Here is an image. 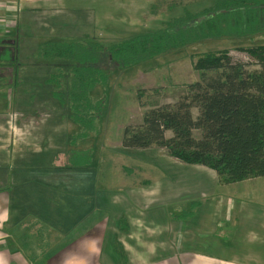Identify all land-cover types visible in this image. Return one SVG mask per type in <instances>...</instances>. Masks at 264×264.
Listing matches in <instances>:
<instances>
[{
  "label": "rangeland",
  "instance_id": "obj_1",
  "mask_svg": "<svg viewBox=\"0 0 264 264\" xmlns=\"http://www.w3.org/2000/svg\"><path fill=\"white\" fill-rule=\"evenodd\" d=\"M5 1L10 0H2L3 4ZM214 1L28 0V2L19 1L11 7L10 3L1 6L0 108L3 113H0V117L16 112L11 110L9 113L7 100L2 101V97H11L9 96L10 89L5 87L7 91L4 92V89H1L3 86L9 84L12 88L17 87V81L12 84L10 81L12 79L14 81L20 79L18 88H21L20 91L24 93V96L29 95L30 104L38 103L36 105L38 109L30 110L27 116V124L32 127H34L33 123L35 124V121L31 120L32 116L39 113L45 105L51 106L50 99L54 97V91L57 88L55 82L46 81L50 86L43 84L42 81L51 77L52 73L57 74L58 68L61 69L63 66V88L67 87L66 79L69 75L70 63L60 59L37 57L36 51L39 45L51 40L119 42L140 33L156 30L162 27L165 21L188 11H201L212 5ZM5 6L6 8H3ZM258 45H264V32L256 35L220 36L201 40L193 44H186L181 48L168 50L147 62L128 67H120L111 63L109 65L111 77L108 86H98L94 92L96 98L105 100V108L98 120L100 132L77 140L76 145L72 146L70 140L73 135L81 131V127L72 120L68 104L61 103L59 100L63 105V110L59 113L57 124L52 121V125L47 126L48 129L45 131H52L50 133H52L53 143L57 144L58 142L57 147L61 146L62 136L65 135L64 148L66 150L91 148L94 153L91 168L98 175L97 185L107 191L122 190L125 192L131 189V184L134 187L140 184L145 185V173L146 176L154 177L153 183L156 186L160 185L161 181L171 180V183L174 184L171 188L176 189L177 194H185L186 199L182 200L181 204H175L167 210L174 212V215L194 210L192 201L201 196L204 197L206 194L203 193L207 192L208 188L212 193H217L218 202L220 197L223 198V206L227 204V201L230 203L231 200L243 199L253 201V204L244 202L243 207L246 210H264V176L255 180L260 188L244 191L226 187V185L217 188L221 184L217 182L218 173L204 165L182 162L170 156L165 148L157 145L146 149L129 148L122 145L125 126L140 124L144 113L156 105L176 102L187 85L200 79V72L194 68L196 54L227 49L234 60L250 62L249 55L238 48ZM10 53L13 55V59L1 56L3 54L9 56ZM39 66H41L40 70L33 69L31 72V68ZM28 70L30 73L27 72ZM32 75L40 77L42 81L31 78ZM15 91L16 88L12 90L13 93ZM37 91H39L38 96ZM24 101L28 108L27 98ZM39 102L46 104H39ZM42 113L46 117L47 112ZM40 115L42 114H38V116ZM11 116L9 125L14 129L18 123L16 118L19 116L18 114ZM169 135H171V131H169ZM40 144V155L46 159L51 157L48 139L45 138ZM62 152L57 151L58 159H55V162L58 165L63 163ZM91 168L84 171L82 176H76V173L73 175V172L77 171L68 170L67 173H60L58 177L69 186L72 184L79 186V182H82L84 187L88 188L89 183L93 182L92 174L94 173ZM203 168H208L210 172H205ZM185 171L187 173H203V178L207 179V182H203L202 187L195 186L193 180H189V175H183L180 180L172 181L178 173H185ZM72 178L74 179L71 180ZM224 193L225 198L223 197ZM209 198H215L214 193ZM77 199H84V196L78 195ZM151 210L159 215V219L164 215L171 216L166 212V209L164 211ZM198 212L200 217L197 215L192 219L189 218L187 223L178 220H176L178 223H172V225L176 224V227H181L180 235L177 238L183 241L186 237L185 243L188 238H193V245L190 250H186L184 256L173 259L171 264H193V261L198 264H211L215 259H218L222 264L229 263V249L227 250L225 243L233 231L232 213L228 215L227 212L223 213L216 209L215 199L208 202L207 206L202 210L199 209ZM169 222H173L172 219ZM161 233H163L162 230L157 231L156 236L158 237ZM156 236L153 238H157ZM250 239L251 237H249ZM256 240H258L257 237ZM229 242H233V239H229ZM165 253L167 250L159 252L158 255ZM226 254L228 259H226Z\"/></svg>",
  "mask_w": 264,
  "mask_h": 264
},
{
  "label": "crops",
  "instance_id": "obj_2",
  "mask_svg": "<svg viewBox=\"0 0 264 264\" xmlns=\"http://www.w3.org/2000/svg\"><path fill=\"white\" fill-rule=\"evenodd\" d=\"M19 1L28 2L10 0L3 4L0 0V7L7 3L11 7ZM1 56L13 59L11 53L9 56ZM33 69L40 70L41 66L31 68V72ZM27 72L30 73L29 70ZM31 78L42 81L36 75ZM49 78L42 83L50 85L47 83ZM10 81L12 84L16 81L18 83L14 87L15 93L12 92L14 88L11 85L1 84L4 92L7 87L11 91V97H2V101L7 100L9 113L11 110L16 112L0 117V264H122L115 250L116 241L121 242L127 252L128 260L125 264H171L173 259L184 256L186 250H190L193 245V238H188L186 243V237L183 241L177 238L181 227L172 223H178L176 220L188 222L197 215L200 217L198 210L206 207L212 199H215L216 209L227 212L228 215L232 213L233 231L229 234V239H233V242H229L227 234L225 235L228 239L225 245L229 249L227 264H264V210H246L243 207L244 202L253 204V201L231 200L223 206V198L220 197L218 202L217 193L213 192L215 198H209L213 193L208 188L203 193L206 194L204 197L192 201L194 210L174 215V212L167 210L175 204H181L186 199L185 194H177L176 189L171 188L174 185L171 180L161 181L156 186L153 183L154 177L146 176L145 173V185L134 187L131 184V189L125 192L107 191L97 185L98 175L91 168L92 162L87 167L69 165V154H75V151L83 154L91 148L66 150L65 135L62 136L61 146L57 147L58 142L53 143L52 131H45L52 125V121L57 124L63 102L54 95L50 99L51 106L45 105L39 113L32 116L31 120L35 121L33 125L37 126L34 128L27 124V116L30 110L38 109V103H29V95L24 96L21 88H18L20 79ZM26 98L28 108L24 101ZM1 109L0 113H3ZM42 112H47L46 117ZM40 113L42 115L38 116ZM12 114H18L20 118H16L18 123L14 129L9 125ZM75 135L70 140L72 146L76 145L77 140H81L74 139ZM45 138L49 141V153L52 155L47 159L40 155V143ZM58 150H64L62 165L55 162ZM89 168L94 174L93 182L89 183L88 188L82 182H79V186H69L58 177L68 170L77 171L73 175L76 173V176H82ZM203 169L210 172L208 168ZM183 175H189V180H193L195 186L202 187L203 182H207L203 173L187 171L178 173L172 181L180 180ZM257 179L258 177L236 183H221L218 177L217 182L221 184L217 188L222 185L238 188L240 191L260 188L255 181ZM249 183L253 185L249 186ZM78 195H83L84 199H77ZM224 195L225 193L223 197ZM151 209H166L171 216L164 215L159 219V215ZM170 219L173 222H169ZM159 230L163 233L157 237ZM154 236L157 238H153ZM166 250L167 253L158 255ZM219 263L222 264L218 259L211 262ZM193 264L198 262L193 261Z\"/></svg>",
  "mask_w": 264,
  "mask_h": 264
},
{
  "label": "trees",
  "instance_id": "obj_3",
  "mask_svg": "<svg viewBox=\"0 0 264 264\" xmlns=\"http://www.w3.org/2000/svg\"><path fill=\"white\" fill-rule=\"evenodd\" d=\"M263 32L264 0H215L201 11H188L119 42L51 40L39 45L36 56L70 63L66 88L63 66L48 82L57 84L54 95L68 104L72 120L81 127L74 139H85L100 132L105 100L94 92L108 86L111 63L128 67L201 40ZM238 49L251 61L234 60L227 49L196 54L200 79L187 85L176 102L156 105L140 124L125 126L122 145L160 146L182 162L215 170L221 183L264 176V45ZM69 157V165L87 167L93 152L75 151ZM115 250L125 264L123 244L116 241Z\"/></svg>",
  "mask_w": 264,
  "mask_h": 264
}]
</instances>
